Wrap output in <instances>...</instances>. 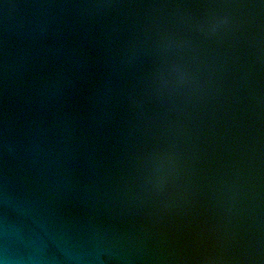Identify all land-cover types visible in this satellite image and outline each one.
Masks as SVG:
<instances>
[{
  "label": "water",
  "instance_id": "1",
  "mask_svg": "<svg viewBox=\"0 0 264 264\" xmlns=\"http://www.w3.org/2000/svg\"><path fill=\"white\" fill-rule=\"evenodd\" d=\"M0 264H264V0H0Z\"/></svg>",
  "mask_w": 264,
  "mask_h": 264
}]
</instances>
